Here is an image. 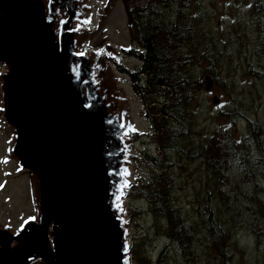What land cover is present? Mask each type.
Listing matches in <instances>:
<instances>
[{
	"label": "water",
	"instance_id": "95a60500",
	"mask_svg": "<svg viewBox=\"0 0 264 264\" xmlns=\"http://www.w3.org/2000/svg\"><path fill=\"white\" fill-rule=\"evenodd\" d=\"M99 1L0 0V117L35 205L19 226L0 223V264H131L137 128L113 67L123 55L102 30L120 0Z\"/></svg>",
	"mask_w": 264,
	"mask_h": 264
},
{
	"label": "trees",
	"instance_id": "16d2710c",
	"mask_svg": "<svg viewBox=\"0 0 264 264\" xmlns=\"http://www.w3.org/2000/svg\"><path fill=\"white\" fill-rule=\"evenodd\" d=\"M122 1L128 32L136 44L132 53L139 62L132 68L118 65V70L130 77L131 89L141 101L149 126L146 133L136 132L135 139L142 142L146 138L156 147L140 150L142 160L137 164L146 167L147 176L130 184L128 194L147 202V215L154 223L159 217L165 220L160 232L168 240L157 261L153 263L146 254L140 261L168 264L162 259L167 250L180 254L188 251L190 256L196 244H201L205 246L202 257L206 264H237L231 238L238 225L245 223L264 248V129L260 123L264 115L260 121L249 117L242 113L244 101L235 102L236 90L245 87L253 91L250 104L255 99L262 102L256 80L264 73V0L254 4L237 0V4H245L236 7L233 17L234 7L226 1L222 8H214V1L209 0ZM250 47L256 52V65L249 59ZM222 70L224 74L220 75ZM239 70L252 82L239 84ZM207 80L211 83L209 89ZM214 87L221 91L222 99L234 106L229 111H223L226 106H217L214 118L223 115L231 123L245 121L249 129L237 141L229 128L202 124L204 104L214 107L219 100ZM261 110L264 111L263 102ZM136 158L137 154H133L132 160ZM173 158H180L176 161L179 167H184L183 161L192 162L194 171L203 168L206 173L200 188L203 194L197 199L200 222L206 231L197 240L195 226L186 225L176 206ZM244 183L253 189L252 193H244L247 206L243 201L237 204V184ZM139 215L138 210L132 209V214L130 210L129 221ZM256 263L259 264L257 260Z\"/></svg>",
	"mask_w": 264,
	"mask_h": 264
},
{
	"label": "rangeland",
	"instance_id": "374dc122",
	"mask_svg": "<svg viewBox=\"0 0 264 264\" xmlns=\"http://www.w3.org/2000/svg\"><path fill=\"white\" fill-rule=\"evenodd\" d=\"M209 1H214V3L212 4L214 8H217V6L222 8L226 5V1L229 7H234V10L231 11L232 17L236 14V7H242L245 4V2L237 4V0ZM257 1L258 0H249V2H252V4L256 3ZM144 2L145 0H141V3ZM98 4L100 3L96 0L93 2V6H96ZM105 26L107 27L110 41L123 55L122 59L116 61L119 63H115V65L113 63L112 64L114 70L119 75L125 77L124 86L130 98V107L133 120L136 124L137 129L140 132L146 133L149 131V126L147 119L143 114L141 101L131 89L130 77L126 73H122L120 70H118V65L124 68H132L139 62V60L135 58L132 53V50L136 49V44L134 41H132L131 34H129L128 32L126 9L123 1H119L116 4V7L109 15V19L106 22ZM85 48L92 49V43L87 45ZM249 59L253 62L254 65L258 63L256 52H254L251 47L249 48ZM257 68L259 69V67ZM222 74H224V70L220 72V75ZM232 76L233 75L229 76L230 79L232 78ZM236 77L239 84L252 82L251 79L243 75V72L241 70L237 72ZM256 84L261 89V101L264 103V73L262 74V78L256 80ZM212 89L219 100H217V104H215L214 107L213 105L204 104L205 111H203V116L201 117L202 124L206 125L207 127L215 125L216 127L223 126L224 128H229L230 131L233 132L235 136L234 140L236 141L240 138L241 135H247L249 133V129L247 128L245 121L231 123L228 119V116L223 115L221 118H214L216 113L218 112L217 106H226L228 110L223 109V111H229L233 109L234 106L232 102H229L226 99H222L221 91L217 87H214ZM251 92L253 91L247 89L246 87L242 90L237 89V98L235 102L238 103L240 100H243L245 108L242 110V113L248 115L249 117H257V119L260 121V116L264 115L263 110H261L260 112V106L262 105V102H259L257 99H255V101L250 104L249 101L252 97ZM260 123L262 125V129H264V120L262 122L260 121ZM261 137L263 139L264 147V133ZM12 138L13 133L11 129L2 122L0 117V223L17 227L24 220L35 215V205L30 173L26 171L18 172L11 156L10 147ZM154 147V143L150 140H147L146 138H144L142 142L139 140L135 141L133 154H137V158L132 160L130 178V180H132L133 182L140 179L139 177L141 176H144L143 178L147 176V173L145 172L146 167L142 164L140 166L137 164V162L139 163L142 160L140 150H154ZM251 148H254V146L251 145ZM178 160H180V158H173L172 165V170L174 172L171 176L175 184L174 198L176 201V206L181 210V214L186 225L191 226L193 224L195 226V235L197 240L198 237L203 233V231H206V228L200 222L202 218L199 214V206L197 207L198 196L200 194H203L200 188L204 184L206 173L203 168L199 171H194V163L192 162L183 161L184 167H179L176 164V161ZM229 180L230 182H235L234 179ZM261 181L264 185V180L261 179ZM237 185L240 192V194L238 195L239 200L237 201V204H240L244 199V193H252L253 189H251V185H249L248 183ZM262 198L264 199V196H262ZM127 203L129 205V211L131 210V214L134 207L138 208V211L140 213L139 216H142L139 218L141 230L138 233L139 235L140 233H144V237H148L149 239L153 240V244L150 250L153 254V257H155L160 247L168 241L165 235L160 232L163 224L165 223V220L159 217V220L154 223L152 216L147 215V202L143 200H134V197L130 196L127 198ZM244 204L246 206L248 205L246 202H244ZM143 211H145V213L142 215ZM245 216L247 217L248 215L245 214ZM236 221H238V218ZM248 228L249 227H247L246 224L243 223L238 225L234 229L233 237L231 238V242L233 243V246L231 248L233 252V260L237 264H243L244 261H247V264H257L256 260L259 262V264H264L263 245L257 242L256 238L252 234L253 232ZM204 250L205 246L196 244L194 253L189 256L188 251L180 254L179 252H174L169 249L164 253L163 260L164 263L167 261L168 264H206L204 258L202 257V253L204 252ZM215 262L218 263V260L215 259Z\"/></svg>",
	"mask_w": 264,
	"mask_h": 264
},
{
	"label": "flooded vegetation",
	"instance_id": "af4514ba",
	"mask_svg": "<svg viewBox=\"0 0 264 264\" xmlns=\"http://www.w3.org/2000/svg\"><path fill=\"white\" fill-rule=\"evenodd\" d=\"M136 210H138L137 207H134ZM142 216H138V218L134 221H132L131 225V235H130V244L131 248L133 249V254H132V263L134 264H143L142 261H140V257L144 254L149 255L151 257V261L154 263L155 261L158 260L159 257V252L164 250V248L167 246V243H164L159 251L157 252L156 256L153 257V254L151 252V247L153 244V240L149 239L148 237H144V233H140L139 231L141 230V224L139 222V218ZM143 236V237H142ZM167 239V238H166ZM155 258V259H154ZM161 258V255H160ZM164 256L162 257V259ZM154 259V260H153Z\"/></svg>",
	"mask_w": 264,
	"mask_h": 264
}]
</instances>
